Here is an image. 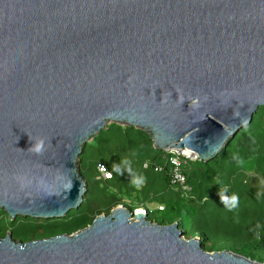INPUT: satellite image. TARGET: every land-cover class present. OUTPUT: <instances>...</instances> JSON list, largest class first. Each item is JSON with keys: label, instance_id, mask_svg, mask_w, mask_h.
<instances>
[{"label": "water", "instance_id": "1", "mask_svg": "<svg viewBox=\"0 0 264 264\" xmlns=\"http://www.w3.org/2000/svg\"><path fill=\"white\" fill-rule=\"evenodd\" d=\"M263 107L264 0H0V211L12 221L77 210L79 158L111 124L208 163ZM147 218L118 206L70 235L8 233L0 264H264Z\"/></svg>", "mask_w": 264, "mask_h": 264}, {"label": "trees", "instance_id": "2", "mask_svg": "<svg viewBox=\"0 0 264 264\" xmlns=\"http://www.w3.org/2000/svg\"><path fill=\"white\" fill-rule=\"evenodd\" d=\"M258 115L215 159L187 163L183 171L191 197L170 186L164 153L153 148L146 133L109 125L87 143L79 158L87 188L82 205L52 220L12 221L0 211V239L9 231L14 241L21 242L70 235L115 207L133 212L156 203L163 209L148 210L149 222L161 226L176 222L184 239L198 237L206 252L226 250L264 263V116ZM146 162L161 166V172L143 168ZM98 165L108 169L109 179L99 177ZM154 213L167 214L168 219L153 221Z\"/></svg>", "mask_w": 264, "mask_h": 264}, {"label": "built area", "instance_id": "3", "mask_svg": "<svg viewBox=\"0 0 264 264\" xmlns=\"http://www.w3.org/2000/svg\"><path fill=\"white\" fill-rule=\"evenodd\" d=\"M164 153V161L168 166V177L170 181V186L172 188L179 189L181 191V195L185 197H191L190 194L192 192L191 186L187 183L186 175L183 171L184 167L187 165L189 161H197V156L193 154L191 151L183 149V151L176 149H165L162 151ZM152 167L155 173L161 172V166L156 165L155 163L146 162L143 164V168ZM97 173L99 177L103 179H109L110 173L108 169L103 165L97 166ZM148 205L141 207L139 209L134 210L136 213L138 211L147 212ZM163 207H159L158 210H162Z\"/></svg>", "mask_w": 264, "mask_h": 264}, {"label": "rangeland", "instance_id": "4", "mask_svg": "<svg viewBox=\"0 0 264 264\" xmlns=\"http://www.w3.org/2000/svg\"><path fill=\"white\" fill-rule=\"evenodd\" d=\"M264 108V107H263ZM260 115V116H264V111H262L261 110V108H259V110L257 111V113L253 116V119L257 116V115ZM258 115V116H259ZM252 119V121H254ZM111 125H113V124H111ZM120 127H125V126H122V125H120ZM90 142V141H89ZM88 142V143H89ZM148 210H153V209H159V207H161V205H158V204H156V203H151V204H149L148 205ZM147 210V211H148ZM102 214H105V213H102ZM169 214V213H168ZM1 217H2V215H1ZM167 217V214H164V213H154V214H152V215H150V218L153 220V221H157V222H159V221H161L162 219H164V218H166ZM2 219H4V216H3V218ZM167 219H168V217H167ZM9 233H10V231H9ZM11 234V233H10ZM198 238V237H197Z\"/></svg>", "mask_w": 264, "mask_h": 264}, {"label": "clouds", "instance_id": "5", "mask_svg": "<svg viewBox=\"0 0 264 264\" xmlns=\"http://www.w3.org/2000/svg\"><path fill=\"white\" fill-rule=\"evenodd\" d=\"M36 150L39 151V146H37V149Z\"/></svg>", "mask_w": 264, "mask_h": 264}, {"label": "bare ground", "instance_id": "6", "mask_svg": "<svg viewBox=\"0 0 264 264\" xmlns=\"http://www.w3.org/2000/svg\"><path fill=\"white\" fill-rule=\"evenodd\" d=\"M136 213H139V211H138V212H136Z\"/></svg>", "mask_w": 264, "mask_h": 264}]
</instances>
